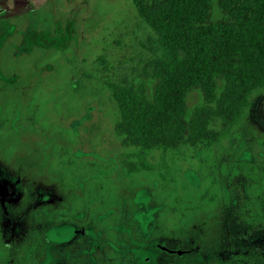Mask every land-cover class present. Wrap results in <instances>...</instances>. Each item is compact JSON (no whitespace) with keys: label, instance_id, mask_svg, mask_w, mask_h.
<instances>
[{"label":"rangeland","instance_id":"374dc122","mask_svg":"<svg viewBox=\"0 0 264 264\" xmlns=\"http://www.w3.org/2000/svg\"><path fill=\"white\" fill-rule=\"evenodd\" d=\"M0 15V263L5 240L42 206L54 218L40 264H225L264 249V228L244 238L238 216L251 180H223L227 197L177 226L169 212L160 216L155 171L123 174L120 158L131 150L118 144L104 81L131 77L144 55L149 29L130 0H0ZM199 102L191 93L188 106ZM263 137L258 92L240 125L200 161L187 152L150 159L195 186L199 167L219 175L223 164L253 163L264 213Z\"/></svg>","mask_w":264,"mask_h":264},{"label":"trees","instance_id":"16d2710c","mask_svg":"<svg viewBox=\"0 0 264 264\" xmlns=\"http://www.w3.org/2000/svg\"><path fill=\"white\" fill-rule=\"evenodd\" d=\"M130 2L149 29L139 42L144 55L131 77L112 80L106 75L104 81L117 113L113 129L118 144L131 150L120 158L123 174L155 171L163 201L160 216L169 212L177 226L224 200L229 183L223 180H251L238 216L244 238L259 232L264 213L256 203L263 184L253 163L223 164L219 175L206 174L199 167L201 185L195 186L156 169L150 158L154 153L185 157L187 152L200 161L240 125L255 94L264 92V0ZM97 62L104 72L103 57ZM194 92L200 102L189 107ZM259 147L264 152V137ZM53 218L43 206L31 210L24 231L5 240L0 264H40L51 243L46 233ZM247 256L253 264L264 261L258 251L237 254L238 259Z\"/></svg>","mask_w":264,"mask_h":264},{"label":"flooded vegetation","instance_id":"af4514ba","mask_svg":"<svg viewBox=\"0 0 264 264\" xmlns=\"http://www.w3.org/2000/svg\"><path fill=\"white\" fill-rule=\"evenodd\" d=\"M260 252L262 254H264V249H251L250 251H247L245 253H234L233 255H231L228 259V261L225 262V264H253L252 263V260L253 258L250 257V256H247L246 260L244 258H237V254H244V255H248L250 254L251 252ZM257 264H264V261L263 262H260V263H257Z\"/></svg>","mask_w":264,"mask_h":264}]
</instances>
